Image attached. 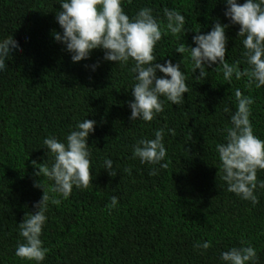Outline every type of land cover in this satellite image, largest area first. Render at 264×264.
<instances>
[{
  "label": "trees",
  "instance_id": "obj_1",
  "mask_svg": "<svg viewBox=\"0 0 264 264\" xmlns=\"http://www.w3.org/2000/svg\"><path fill=\"white\" fill-rule=\"evenodd\" d=\"M57 2L0 0V39L12 36L22 49L13 50L0 71V264H34L14 255L22 242L17 224L36 211L33 203L42 195L33 186L40 177L31 161L51 163L43 138L63 140L83 118L96 122L86 140L90 184L73 187L67 199L54 204L56 194L48 190L52 182L41 178L50 197L40 236L48 252L41 264H225L220 252L249 244L256 249L255 264H264V189L255 191V205L227 191L215 150L224 142L223 129L231 126L235 89L252 98V130L264 140V86L249 85L244 76L226 81L215 64L206 68L204 80L194 79L198 70L191 73L187 53L175 52L182 41L194 46L193 31L207 32L218 19L228 25L226 62L247 67L243 38L236 36L239 26L225 19L222 0H121L129 17L142 7L152 9L162 26L153 49L156 62H180L186 77L183 103L161 97L163 111L147 122L128 119L135 75L131 61H104L103 52L94 49L73 63L53 39L52 32L60 31L54 19ZM165 7L185 16L184 35L163 28ZM159 128L165 130L161 163L166 161L167 168L132 157V145L153 138ZM105 158L113 161L116 175L103 169ZM256 176L264 180V169ZM112 195L118 202L109 211ZM204 241L207 249L194 247Z\"/></svg>",
  "mask_w": 264,
  "mask_h": 264
},
{
  "label": "clouds",
  "instance_id": "obj_2",
  "mask_svg": "<svg viewBox=\"0 0 264 264\" xmlns=\"http://www.w3.org/2000/svg\"><path fill=\"white\" fill-rule=\"evenodd\" d=\"M222 2L225 5V19L239 26L236 36L243 38L242 55L247 67L241 69L237 66L238 62H226L225 29L228 25L221 24L218 19L213 20L207 32L193 31L195 34L191 40L194 46L182 41L177 44L175 52L187 53L191 73L198 70L194 79L204 80L209 73L206 68L215 64L221 67L226 81H231L233 76L235 79L244 76L249 85L260 88L264 86V0ZM57 4L59 10L55 11L54 19L60 31H53L52 37L64 46L73 63L87 59L94 49L103 52L104 61L120 64L132 62L131 71L135 75L130 88L132 99L128 101L129 121H151L163 111L164 100L161 97L171 104L183 103L182 94L188 92V87L180 62L164 60L161 64L156 62L153 55L154 45L161 39L162 26L153 16L151 8L142 7L129 17L121 7V0H58ZM163 15V28L173 35H184L185 16L181 12L165 7ZM13 50L22 51L12 36L0 39V71L6 67L5 59ZM96 66H91L93 71ZM157 72L161 75L157 76ZM234 95L236 109L229 118L231 126L223 129L226 133L224 142L215 145L220 178L226 183L227 191L255 205L258 202L255 191L264 189V180H258L256 176L258 169H264V140L252 130L249 119L252 98L242 95L239 89H235ZM95 123L94 120L83 118L76 122L63 140L51 135L43 138L42 147L46 148L45 155L51 157V163L47 159L39 164L31 161L36 169L34 175L40 177L33 186L42 189V195L33 203L36 211L27 213L17 224L22 242L16 244V257L41 264L48 252L40 236L47 219L45 213L50 197L41 178L52 182L48 190L56 194V197L51 198L54 204L67 199L73 187L80 189L89 186L91 153L86 140ZM167 131L175 135L174 129L168 128ZM164 132V128H159L154 131L153 138L137 140L132 145V157L138 158L141 164H159L160 168H167L166 161L161 163L166 157ZM103 169L109 176L116 175L113 161L109 158L103 160ZM117 202L118 197L112 195L106 207L111 211ZM194 247L207 249L209 242L204 241ZM219 259L225 264H255L257 253L249 244L222 251Z\"/></svg>",
  "mask_w": 264,
  "mask_h": 264
}]
</instances>
